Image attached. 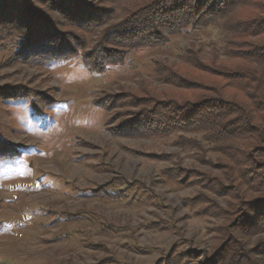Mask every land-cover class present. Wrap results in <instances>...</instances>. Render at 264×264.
I'll return each instance as SVG.
<instances>
[{
	"label": "rangeland",
	"instance_id": "374dc122",
	"mask_svg": "<svg viewBox=\"0 0 264 264\" xmlns=\"http://www.w3.org/2000/svg\"><path fill=\"white\" fill-rule=\"evenodd\" d=\"M148 1L91 0L114 14L89 45ZM19 2L0 0V12L5 3L19 17ZM231 37L222 20L172 36L165 46L134 50L102 73L80 58L51 65L13 61L12 38H0V264H165L170 248L212 258L229 241L264 264V228L245 233L253 228L239 222L247 215L240 210L245 201L261 193L251 171L263 163L264 141L231 138L225 151L202 132L152 135L129 126L144 100L195 102L208 94L203 86L213 82L206 80L213 70L194 69L186 51L208 68L248 64L226 52ZM157 65L202 87L166 84ZM17 93L41 100L40 111ZM110 101L111 108L100 106ZM240 150L249 160L237 165L231 155ZM242 175L253 182L245 184Z\"/></svg>",
	"mask_w": 264,
	"mask_h": 264
},
{
	"label": "trees",
	"instance_id": "16d2710c",
	"mask_svg": "<svg viewBox=\"0 0 264 264\" xmlns=\"http://www.w3.org/2000/svg\"><path fill=\"white\" fill-rule=\"evenodd\" d=\"M20 2L24 8L19 17L15 18L11 9L7 10L6 2L1 4L5 11L0 12V38H12L13 61L51 65L80 58L94 73H102L111 65L123 64L126 56L134 50L165 46L172 36L223 20L232 36L226 52L233 58L246 60L248 64H238L234 69L231 66L220 67L228 70L208 68L200 58L191 57L190 50L186 51L185 57L194 69L206 73L213 70L206 78L207 82H213L203 86L208 94L199 96L195 102L186 99L179 103L169 98L168 102L155 105L154 100H144L143 105L146 106L129 126L135 132L152 135L173 130L202 132L213 148H225V151L230 146L226 140L231 138L264 141V0H149L126 13L122 20L100 30L92 46L89 45L90 36L113 17V8L102 7L91 0ZM156 71L166 84L188 89L202 87L173 68L157 65ZM216 75L221 82L214 79ZM174 77L179 79V84L173 82ZM135 95L124 94L131 103L137 102ZM14 97L28 98L32 108L40 111L38 105L41 100L34 96L17 93ZM45 104L50 106L53 103ZM111 104V101L109 104L103 102L100 106L108 109ZM140 123L142 127L139 128ZM227 130L231 133L228 137L225 135ZM114 131L122 134L116 129ZM192 142L195 146L202 145L198 139L182 141L184 144ZM241 151L231 155V160L237 165L246 164L249 160ZM260 158L264 159V155ZM253 169L251 172L256 174L254 181H259L261 193L247 199L240 209L247 215L239 222L253 228L245 230V233H252L257 227L260 230L264 228V160ZM244 176L241 180L245 184L253 182L245 180ZM236 243L229 241L216 249L212 258H199L187 249L177 252L170 248L164 261L165 264H262L252 257L253 251L244 250ZM262 252L264 254V250Z\"/></svg>",
	"mask_w": 264,
	"mask_h": 264
}]
</instances>
